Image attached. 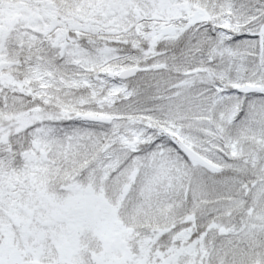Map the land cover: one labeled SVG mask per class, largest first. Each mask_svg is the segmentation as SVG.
I'll return each instance as SVG.
<instances>
[{
	"label": "snow or ice",
	"instance_id": "obj_1",
	"mask_svg": "<svg viewBox=\"0 0 264 264\" xmlns=\"http://www.w3.org/2000/svg\"><path fill=\"white\" fill-rule=\"evenodd\" d=\"M0 264H264V0H0Z\"/></svg>",
	"mask_w": 264,
	"mask_h": 264
}]
</instances>
